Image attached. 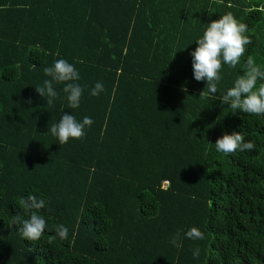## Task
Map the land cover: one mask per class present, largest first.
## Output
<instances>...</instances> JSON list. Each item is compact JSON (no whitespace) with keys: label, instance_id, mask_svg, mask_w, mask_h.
I'll return each instance as SVG.
<instances>
[{"label":"trees","instance_id":"obj_1","mask_svg":"<svg viewBox=\"0 0 264 264\" xmlns=\"http://www.w3.org/2000/svg\"><path fill=\"white\" fill-rule=\"evenodd\" d=\"M228 13L251 43L200 95L190 52ZM248 56L264 70V0H0V264H264V115L219 99ZM61 58L84 89L76 109L63 84L51 106L35 91ZM63 114L92 118L83 139L59 145ZM234 131L254 150L216 151ZM29 194L44 206L20 204ZM34 211L48 227L29 241L13 220Z\"/></svg>","mask_w":264,"mask_h":264},{"label":"clouds","instance_id":"obj_2","mask_svg":"<svg viewBox=\"0 0 264 264\" xmlns=\"http://www.w3.org/2000/svg\"><path fill=\"white\" fill-rule=\"evenodd\" d=\"M247 25L237 21L231 13L225 14L218 19L209 22L200 38L195 43L196 47L190 52L193 78L196 81L207 82V93L201 91L200 95H211L215 97L217 85L221 80L220 70L223 65L236 68L240 64L241 57L246 51V46L251 43V39L245 35ZM175 54V53H174ZM246 70L236 78L234 85L227 89L226 93L219 97L222 104L230 107L233 112L237 110L250 115H264V70L255 63L252 56H248L245 62ZM44 75L51 79L45 80L42 86L35 87V91L45 99L47 105L51 106L57 98V91L53 83L63 84L62 91L66 94L68 106L76 109L80 105V100L84 89L75 81L80 79L78 70L67 60L57 59L52 66L43 69ZM103 85L97 82L91 89L92 96L102 92ZM93 120L85 116L78 121L71 114H63L58 123L52 124L48 131L56 137L59 145L68 142L70 138L83 139L86 127H90ZM216 151L225 155L236 151H252L255 148L251 140L245 142L241 132L224 134L215 141ZM166 183L161 180L160 185ZM20 204L25 207L40 209L44 206V200L38 199L35 195L29 194L20 200ZM14 225H18L20 234L29 241H37L44 234L48 227L45 218L37 212H32L27 219L19 216L13 220ZM56 235L65 240L68 238V228L58 225L55 228ZM184 235L189 239H203V233L197 227H191ZM180 234L176 233L172 238V244L176 248L182 247L179 243ZM199 249L193 251V256L198 257Z\"/></svg>","mask_w":264,"mask_h":264}]
</instances>
